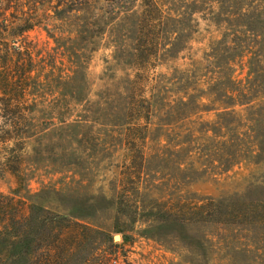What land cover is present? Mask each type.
<instances>
[{"label":"rangeland","instance_id":"rangeland-1","mask_svg":"<svg viewBox=\"0 0 264 264\" xmlns=\"http://www.w3.org/2000/svg\"><path fill=\"white\" fill-rule=\"evenodd\" d=\"M143 3L90 0L26 33L39 67L32 133L20 173L0 144V193L68 224V264H264V0H156L149 73L174 103L154 95L131 160ZM206 200L221 204L215 223L192 208Z\"/></svg>","mask_w":264,"mask_h":264},{"label":"trees","instance_id":"trees-1","mask_svg":"<svg viewBox=\"0 0 264 264\" xmlns=\"http://www.w3.org/2000/svg\"><path fill=\"white\" fill-rule=\"evenodd\" d=\"M90 0H0V144L13 161L9 169L20 173L19 153L32 133L33 106L39 87V67L26 33L49 22L61 24L73 13L82 12ZM141 31L134 53L135 76L126 107L125 133L131 158L143 157V142L156 101L172 110L170 91H158L155 57L159 43L145 41L151 29L164 25L165 15L156 0H144ZM54 26V25H53ZM55 27V26H54ZM232 82H234L231 79ZM148 89L146 90V88ZM158 91V92H157ZM156 92L158 94H156ZM232 92V91H231ZM17 180L21 186L20 175ZM221 204L213 200L196 202L192 208L202 221L221 215ZM224 207V206H223ZM227 215V211H223ZM39 207L30 206L14 196L0 193V264H68L72 248H61L67 223L58 215L45 216ZM215 223V222H214ZM67 259V260H66Z\"/></svg>","mask_w":264,"mask_h":264}]
</instances>
